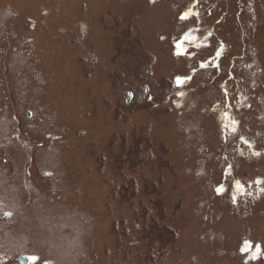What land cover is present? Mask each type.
Masks as SVG:
<instances>
[{
	"label": "rangeland",
	"instance_id": "374dc122",
	"mask_svg": "<svg viewBox=\"0 0 264 264\" xmlns=\"http://www.w3.org/2000/svg\"><path fill=\"white\" fill-rule=\"evenodd\" d=\"M22 258L264 264V0H0V264Z\"/></svg>",
	"mask_w": 264,
	"mask_h": 264
},
{
	"label": "snow or ice",
	"instance_id": "6c2138e0",
	"mask_svg": "<svg viewBox=\"0 0 264 264\" xmlns=\"http://www.w3.org/2000/svg\"><path fill=\"white\" fill-rule=\"evenodd\" d=\"M179 82H180V81H179V78H178V83H179ZM3 215H5V216H10L11 213H10V212H4ZM35 259H36V257H31V260H32V261H35Z\"/></svg>",
	"mask_w": 264,
	"mask_h": 264
},
{
	"label": "water",
	"instance_id": "95a60500",
	"mask_svg": "<svg viewBox=\"0 0 264 264\" xmlns=\"http://www.w3.org/2000/svg\"><path fill=\"white\" fill-rule=\"evenodd\" d=\"M20 261H21L22 264H28V260H26V259L22 258V259H20Z\"/></svg>",
	"mask_w": 264,
	"mask_h": 264
}]
</instances>
